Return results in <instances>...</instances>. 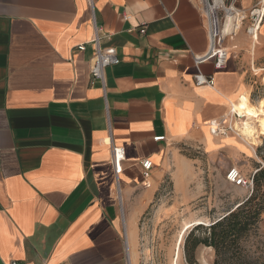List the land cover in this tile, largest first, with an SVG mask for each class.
<instances>
[{"label":"crops","instance_id":"0c3cea01","mask_svg":"<svg viewBox=\"0 0 264 264\" xmlns=\"http://www.w3.org/2000/svg\"><path fill=\"white\" fill-rule=\"evenodd\" d=\"M245 25L216 70L194 62L208 46L199 0H0V264H130L138 220L166 178L175 201L189 203L206 195L200 174L215 161L225 180L254 160L238 136L210 131L229 123L264 68V19L255 42ZM95 27L120 58L104 87L90 84ZM198 72L213 86L195 85ZM112 147L124 152L120 200Z\"/></svg>","mask_w":264,"mask_h":264},{"label":"rangeland","instance_id":"374dc122","mask_svg":"<svg viewBox=\"0 0 264 264\" xmlns=\"http://www.w3.org/2000/svg\"><path fill=\"white\" fill-rule=\"evenodd\" d=\"M225 22L226 19L223 17L224 25ZM228 35L225 34L224 46L230 41L231 36ZM255 73L257 74L254 80L256 83L248 99L250 104L256 107L258 101L264 98V86L262 85L263 73L258 70H255ZM241 121V119L232 118V124L237 122L241 124ZM237 131L238 137L247 146L254 149L255 156L254 160L242 159L238 161V165L231 167L237 169L246 180H252L254 175L252 170L256 168V162L261 163L257 168L264 166V136H261L258 143L252 146L240 136L238 129ZM188 156L193 155L188 154ZM195 156L200 157L197 154ZM201 163H205V161H201ZM211 166L213 167L211 171L200 174V180L208 188L206 195L189 203L175 201L174 194L170 192L169 180L166 178L163 181L164 186L162 185L161 190L138 220L134 249L130 254V264H189L184 256V242L191 229L201 225L195 221L208 216L212 220L214 216L216 218L233 208L236 197L249 196L252 187H234L220 174V169H224V165L215 161ZM160 200L163 201L160 202ZM160 203L162 204L161 208L158 207ZM204 223L202 224L204 226L210 224ZM196 235L204 237L207 234L199 231ZM241 248L246 264H264V214L256 228L242 241ZM214 259V251L211 248L199 246L194 253L195 264H213Z\"/></svg>","mask_w":264,"mask_h":264},{"label":"built area","instance_id":"2783aa9c","mask_svg":"<svg viewBox=\"0 0 264 264\" xmlns=\"http://www.w3.org/2000/svg\"><path fill=\"white\" fill-rule=\"evenodd\" d=\"M90 5L91 1H90ZM200 13L205 23L206 35H207V51L205 55L195 57L194 62L196 66L202 63L211 62L213 68L216 70H222L226 66L227 50L224 47L223 33V17L227 19V15L232 16L234 19L239 20L240 23H246L245 33L251 39V41H257V37L260 31L264 19V0H259L252 8L247 11L238 9V0H199ZM222 15H224L222 17ZM124 19H128V16H124ZM141 34L145 33L144 29H140ZM101 29L94 28V36L90 40L89 45L92 47V56L89 60V74L90 84H100L104 87V71L109 67L119 65L120 58L117 55L115 49L110 47L100 46ZM78 51H85V45H79ZM193 81L197 86L212 87L214 80L212 77H206L198 72L193 77ZM232 118L240 119L236 114L230 111L229 123L219 122L215 123L214 135L224 136L227 133H233L238 136V131L235 127L236 124H232ZM214 124V123H213ZM155 140H162V137L155 138ZM124 160V152L121 147L111 148V165L116 178L115 192L120 200V188L118 177L122 172L121 163ZM142 169V187L148 188L150 173L152 169V163L149 160H143L140 162ZM225 180L239 188L252 187V181L246 180L240 172L235 168H230L225 174ZM9 264H23L18 261H12Z\"/></svg>","mask_w":264,"mask_h":264},{"label":"trees","instance_id":"16d2710c","mask_svg":"<svg viewBox=\"0 0 264 264\" xmlns=\"http://www.w3.org/2000/svg\"><path fill=\"white\" fill-rule=\"evenodd\" d=\"M251 181L252 191L239 206L207 226L191 229L184 242V256L189 264H195L194 253L199 246L214 251L213 264H246L241 243L264 214V166L257 168ZM199 231L207 235L199 237Z\"/></svg>","mask_w":264,"mask_h":264},{"label":"bare ground","instance_id":"6f19581e","mask_svg":"<svg viewBox=\"0 0 264 264\" xmlns=\"http://www.w3.org/2000/svg\"><path fill=\"white\" fill-rule=\"evenodd\" d=\"M241 27L239 20L234 19L228 15L223 33L234 34ZM224 34V35H225ZM227 36V35H226ZM262 72V85L264 86V68L258 70ZM247 95H242L236 103L232 104L231 110L242 121L241 124L236 123V128L239 130L240 136L248 142L249 145H255L261 136H264V98L258 101V104L252 106ZM215 124H212L210 131L213 133ZM199 223V222H198Z\"/></svg>","mask_w":264,"mask_h":264},{"label":"water","instance_id":"95a60500","mask_svg":"<svg viewBox=\"0 0 264 264\" xmlns=\"http://www.w3.org/2000/svg\"><path fill=\"white\" fill-rule=\"evenodd\" d=\"M202 225V224H201Z\"/></svg>","mask_w":264,"mask_h":264}]
</instances>
